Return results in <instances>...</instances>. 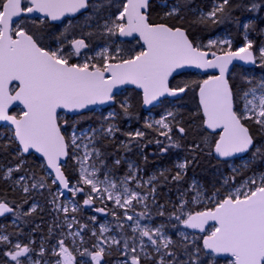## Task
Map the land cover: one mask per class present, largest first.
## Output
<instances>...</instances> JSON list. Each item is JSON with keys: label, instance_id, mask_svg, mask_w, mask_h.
<instances>
[{"label": "snow or ice", "instance_id": "obj_1", "mask_svg": "<svg viewBox=\"0 0 264 264\" xmlns=\"http://www.w3.org/2000/svg\"><path fill=\"white\" fill-rule=\"evenodd\" d=\"M185 8L183 0H0V122L6 125L0 154L15 161L0 166V181L24 197H0V218L11 217L15 229L0 225V264H109L114 251L113 264H203L205 256L210 264L220 257L227 264H264V170L258 168L264 164V76L237 84L229 73L234 61L264 68V27L257 23H264V0H212L207 11L194 10L193 24L206 30H242L236 47L230 34L205 43L179 26ZM154 12L161 22H154ZM79 17L83 23H74ZM172 19L178 23L167 22ZM57 22L63 31L52 33ZM120 38H132L138 50ZM185 68L214 71L173 86L170 78ZM129 85L139 90L140 105L164 110L145 120V130L123 134L143 141L150 130L164 137L148 140L160 155L186 153L146 179L139 165L108 151L121 132L117 119L134 115L128 98L117 101L118 90ZM189 91L198 97L200 139L185 145L187 122L166 105ZM117 103L119 113L109 111L87 129L73 123L69 131L59 111L83 116L93 106ZM13 105L18 112L10 111ZM120 147L131 150L125 141ZM33 154L42 158L41 174L27 166ZM205 154L241 165H230L211 188L186 179ZM122 165L127 170L118 175ZM168 186H175L176 198L160 203L158 188ZM45 192L55 215L37 249L21 223L40 209L29 197ZM97 203L103 207L94 212L113 222L98 223L92 215L98 227L90 228L77 214Z\"/></svg>", "mask_w": 264, "mask_h": 264}, {"label": "trees", "instance_id": "obj_2", "mask_svg": "<svg viewBox=\"0 0 264 264\" xmlns=\"http://www.w3.org/2000/svg\"><path fill=\"white\" fill-rule=\"evenodd\" d=\"M212 0H183V3L186 5V8L182 11L181 15L184 16V20L182 22H179V26H183L185 28H189V30L192 32L193 36L195 38L203 39L204 42H207V39L209 37L213 38L216 35L220 33H226L230 34L231 38L233 40L234 47L239 46L242 44V30L237 29L235 25H227V26H221L220 28H212V29H204L201 25H195L193 24V20L195 19L197 12L194 10H198L203 8L205 11L208 10ZM157 11L159 9L157 8ZM261 17L264 18V13H261ZM153 19L154 22H161L159 21L158 17L156 16V13H153ZM241 19H244V17H241ZM84 17H79L78 19L74 20V23H83ZM67 21V20H66ZM65 21V23H66ZM170 24H177V20L172 19L167 21ZM259 23L260 27H264V23ZM28 26L31 28L33 27L31 23L29 22ZM64 24H59L52 26L49 31L52 33H59L60 31H63ZM253 39L259 40L261 39L258 35L255 33L253 34ZM50 42V41H49ZM100 43V41H95L94 45ZM124 47H135L136 50H138V46L136 45V41H126L124 43ZM252 77L254 79H259L261 76H264V68H261L259 66H248V67H242V66H236L234 68L233 73L230 76V79L233 80L237 84H242L244 77ZM207 78V76L201 75L199 73L195 72H186L176 78H174L171 82V84L174 86L178 83H183L185 81H199L202 79ZM125 98H128L129 101L133 104V113L134 115L130 118H125L121 114V116L117 119L116 123L118 124L119 128L121 129V132L117 133L116 140L114 144H111L108 147V151L110 153H114L116 156H120L123 158H128L135 162L137 165L141 167V169L144 171V174L146 176L157 173L160 169L163 168H170L177 158H183L184 155H186L185 151L183 149H174L170 151L168 154L160 155L158 153V148L155 142L149 144L148 140L155 141L157 138L160 140H164V137H157L155 133L151 132L150 130L147 131V137L143 141H129V138L124 135L123 133L134 131L136 129L145 130L143 128L144 122L147 119L148 111L138 103V91L134 89H128L125 92L117 95V101L123 100ZM170 101V100H169ZM198 104V97L196 96L195 92L189 91L187 94L183 96L182 99L176 100V101H170L166 106L167 107H173L175 110L179 111L181 113L182 119L186 121V127H188L189 132L186 140L183 141V143L186 145L188 143H191L193 140H199L200 136L198 133L197 125L199 124V120L194 118V113L196 112ZM110 109H114L116 112H120L119 104H115L113 107H110L106 110L102 111H89L85 113L83 116H74V117H65L62 118L63 120H67L69 122L68 127L69 130H71V126L73 123L76 124L77 128L81 129H87L88 127H97L99 123L101 122L103 116H105L106 112ZM163 108L160 106L154 107L150 112H154L157 117H160V115L163 113ZM19 110H14L13 112H18ZM5 130V127L0 128V133H3ZM120 141H125L129 143V147L131 148L130 151L125 150L124 148L120 147ZM167 143V141H165ZM143 145H147V147H143ZM144 156H147V161L144 160ZM111 159V157H110ZM26 160L28 162V167H31L33 171H35L37 174H41V169L39 168V164L41 162V159L37 158L34 155H30L26 157ZM232 162H239V161H231L229 160L227 163H225L222 160H218L214 156H207L201 155L199 163L189 168L188 170V176L186 179L190 180L191 178L195 177L197 180H199L201 183H203L206 187L211 188L213 184L217 182V178L220 173H224L225 175L229 174L230 171V164ZM9 163H15L14 160L11 159L10 155L8 154H0V166H7ZM259 170H264V164H260L258 166ZM127 170L126 165H122L120 169L118 170L119 174H124ZM71 172L72 169H69ZM50 183V182H49ZM186 186V185H185ZM218 186V184H217ZM169 187H171V190H169ZM7 196L10 200H16L17 202H21L24 198L22 194L17 193L13 194L12 191L9 189V185L3 181H0V197ZM35 199V201H38L43 211L38 209L36 213H34L31 217L27 218V222L29 223L27 229H35L39 233L37 234V237H40L41 232H44L46 236L48 237V228L51 224V221H53V216L55 213L52 212L51 206L47 203V192L44 193V195H40L39 193H34L33 197H29V203L32 202V199ZM176 198V192H175V186H168V187H159L158 188V195L157 199L160 203H165L168 200H175ZM82 203V198L77 197ZM97 205V204H96ZM28 204H25L23 206L24 210H27ZM98 206V205H97ZM170 207V205H169ZM79 219L84 221L86 218V213H78L77 214ZM160 219L156 220L157 223L160 222ZM40 224V226L35 227L36 224ZM192 231V230H190ZM85 238H89V236L86 234ZM109 264H113V262L117 259L116 256L106 257ZM226 260L222 258H218L215 262H212V264H225ZM203 264H210L209 257H203Z\"/></svg>", "mask_w": 264, "mask_h": 264}, {"label": "water", "instance_id": "obj_3", "mask_svg": "<svg viewBox=\"0 0 264 264\" xmlns=\"http://www.w3.org/2000/svg\"><path fill=\"white\" fill-rule=\"evenodd\" d=\"M68 18H65V21L67 20ZM59 24H62L60 22H57V25ZM121 40H124L125 42L126 41H134L132 38H121ZM236 66H242V67H248V66H251V64H245L244 62H241V61H234L232 65L229 66V73H230V76L231 74L233 73L234 71V68ZM214 70H210L209 73H205L204 71L200 70V69H196V68H185V69H181V70H178L177 73H174L173 74V78H170L171 79V82L174 78L186 73V72H195V73H199L201 75H204V76H207L208 74H210L211 72H213ZM128 89H134V86H124L122 89L118 90V94H121L122 92L128 90ZM135 90V89H134ZM139 92V90H136ZM185 95V94H184ZM183 95V96H184ZM180 98H168V100H171V101H176V100H179ZM115 104H111V105H97V106H93V110L92 111H96V110H106L110 107H113ZM22 107V106H21ZM147 111H149V108H151V110L154 108V107H151L149 106V108H146L144 107ZM14 110H19V107H17L16 105H13L12 106V109H10V111H14ZM60 111V115L65 113L67 116H78V114L76 113H69V112H66L65 110H59ZM89 112L88 110H85V113ZM5 125L4 122H0V127H3ZM35 155L36 157L42 159L41 157H39V154H33ZM222 259H225L223 257H220Z\"/></svg>", "mask_w": 264, "mask_h": 264}, {"label": "rangeland", "instance_id": "obj_4", "mask_svg": "<svg viewBox=\"0 0 264 264\" xmlns=\"http://www.w3.org/2000/svg\"><path fill=\"white\" fill-rule=\"evenodd\" d=\"M224 35H227V34H226V33H220V34H218V35H216V36H224ZM216 36H215V37H216ZM215 37H213V38H215ZM113 110H114V109H110L109 111H113ZM109 111H107L105 115H107V113H108ZM62 118H65V116H63ZM147 119H149V120H154V119H159V117H157V116L155 115L154 112H148ZM69 131H70V130H69ZM124 159L133 162L132 160H130V159H128V158H124ZM133 163H135V162H133ZM135 164H136V163H135ZM230 165L240 166V165H241V161H240V162H232ZM126 167H127V166H126ZM152 174H153V173H152ZM152 174H150V175H152ZM118 175H122V174H119V173H118ZM141 175H142L145 179H146L148 176H150V175L146 176V175L144 174V171H142ZM36 202L39 204L40 208H42L41 204H40L38 201H36ZM97 205H98V206H97ZM97 205L95 204V205L93 206V208H83V209L81 210L82 213H86V218H85V221H84L83 223H88V225H89L90 228H91V227H98V224H97V225H93V224L91 223V221H90V217H91L92 215H96V216H97L98 223H104V222L112 223V222H113V218H112L110 215H107V216H106V215H102V214H100V213H96V212H94V207H103V205L100 204V203H97ZM111 207H112V205H111V203L109 202V208H111ZM140 210H142V209H140V208L138 207V208H137V211H140ZM156 220H158V218H157ZM145 222H146V221H142V223H145ZM37 226H40V225H39V224H36L35 227H37ZM185 231L191 232L190 230H185ZM86 239H87V238H86ZM92 239L94 240V238H92ZM112 255L118 257V253H116L115 251L113 252ZM225 260H226V259H225ZM225 264H227V261H226Z\"/></svg>", "mask_w": 264, "mask_h": 264}, {"label": "flooded vegetation", "instance_id": "obj_5", "mask_svg": "<svg viewBox=\"0 0 264 264\" xmlns=\"http://www.w3.org/2000/svg\"><path fill=\"white\" fill-rule=\"evenodd\" d=\"M237 161L240 162L239 159H237ZM79 218V217H78ZM85 221V219H84ZM82 221V223L84 222ZM19 223V222H18ZM52 223V221H51ZM41 224V222L39 223V225ZM0 225H7L8 226V229L9 231H13L15 230L14 227H13V224H12V218L11 217H5V218H0ZM29 223L28 222H25V223H21V227L23 228V231L26 235H30L31 238L33 240H35V246L39 247V245L41 244L42 240L46 239L47 236L46 234H44V232H41L40 234V237L38 238L37 237V234L39 233L38 231H33L31 229H27L26 227H28ZM36 229V228H35ZM51 243H54V240H49L48 241V244H51ZM47 246V245H46Z\"/></svg>", "mask_w": 264, "mask_h": 264}, {"label": "bare ground", "instance_id": "obj_6", "mask_svg": "<svg viewBox=\"0 0 264 264\" xmlns=\"http://www.w3.org/2000/svg\"><path fill=\"white\" fill-rule=\"evenodd\" d=\"M147 111V110H146Z\"/></svg>", "mask_w": 264, "mask_h": 264}]
</instances>
